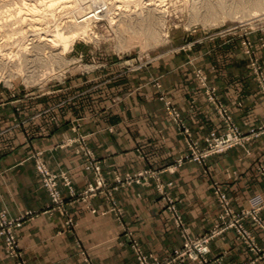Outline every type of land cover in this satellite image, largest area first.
<instances>
[{
  "label": "crops",
  "instance_id": "crops-1",
  "mask_svg": "<svg viewBox=\"0 0 264 264\" xmlns=\"http://www.w3.org/2000/svg\"><path fill=\"white\" fill-rule=\"evenodd\" d=\"M251 38L257 41L258 35ZM233 46V42L205 41L193 51L159 55L147 67L128 73L118 70L121 59L109 58L103 67L75 71L67 83L40 88L37 94L19 85L0 84L2 207L17 217L48 206L49 195L32 159L36 151L43 152L51 170L67 173L76 189L92 181L76 146H60L73 135V121L82 124L107 179L143 168H170L162 177L174 181L172 195L194 234H202L213 223L215 182L236 208L245 206L252 195L264 194V182L256 170L258 162L264 163V134L244 147L211 157L206 166L186 162L175 167L185 144L159 98L161 91L167 92L195 138L202 141L220 122L193 75L194 67H201L242 129L264 124V98L239 49ZM73 53L90 56L76 44ZM60 187L68 197V189L63 184ZM116 198L124 208L121 221L107 211L103 196L92 199L90 206L70 203L78 223L73 233L61 232L59 213L38 214L18 231L21 259L27 264H86L81 254L86 251L94 264H133L127 230L146 252L164 255L182 244L153 186L132 185L119 190ZM232 236V232L226 234L224 245L213 242V253L220 255L225 248V264H249L250 254L236 248ZM259 239L264 246V233H259ZM18 263V259L5 257L0 242V264Z\"/></svg>",
  "mask_w": 264,
  "mask_h": 264
},
{
  "label": "rangeland",
  "instance_id": "rangeland-1",
  "mask_svg": "<svg viewBox=\"0 0 264 264\" xmlns=\"http://www.w3.org/2000/svg\"><path fill=\"white\" fill-rule=\"evenodd\" d=\"M147 1L129 0L125 2L120 0L116 3L121 7L124 5L126 10H115L118 4L114 6V1L110 0L111 12L117 11L121 15L117 13L116 23L110 22L109 17L98 20L92 18L90 34L87 37L71 40L70 50L64 56H54V58L47 56L43 58L44 60L35 59L34 47L32 48L34 45L28 44L31 40L27 39L29 34H34L32 37L38 38L47 34L46 31L49 28L55 29L56 24L49 21L52 20L51 16L40 13L35 16L39 21L35 20L32 25L27 21L14 22L15 19L10 21L8 17H2L0 36L9 37L11 41L8 47L4 46L6 48L4 51L6 54L3 55L5 58L0 60V84L19 85L37 94L40 93L37 91L40 88L67 83L70 79L69 75L75 71L78 73V71H85L91 67H103L109 62V58L121 59L119 61L122 62V66H119L118 70L128 73L147 67L159 55L177 54L185 50L193 51L196 45L205 41H223L224 43L233 42L234 50L239 49L238 54L242 57L241 60H244L246 69L252 73L259 92L264 98V4L259 10L260 7L254 6L252 0H153L157 1L158 5L146 6ZM75 4L78 10L88 11V8L89 10L93 8L91 0H78ZM125 4L129 5L125 7ZM57 11H55L56 14H58ZM148 11L155 12V17H147ZM139 14L143 15L142 18ZM124 16H128L127 22L121 21L120 18ZM3 18L7 19L2 22ZM162 18L165 21H161ZM151 33H155L156 37L153 38V42H148ZM253 34L258 35L257 41L251 38ZM75 44L83 46L86 52L89 51L90 56L84 53L74 55ZM26 45L27 49L24 47ZM193 75L203 88L205 99L220 123L202 141L195 138L185 118L168 97L167 92L161 91L159 98L163 101L168 116L177 126L179 134L183 136L185 144V148L175 160V167L186 162H196L206 166L211 157L223 155L235 147H244L251 140L264 134V124L247 129L240 127L228 104L218 93L217 86L210 83L203 68L194 67ZM155 82L160 89L161 84L158 81ZM81 128L82 124L79 121H73L71 124L73 135L65 138L60 146H76L75 151L83 158L84 168L92 175V181L84 188L76 189L67 173H57L51 170L43 157V152L36 151L32 159L50 202L42 211L28 210L17 217L11 216L8 210L0 204V242L4 245L5 257L18 259V264H27L24 259H21L18 231L38 214L59 213L61 232L73 233L78 223L69 209L70 203H83L90 206L92 199L103 196L108 203L107 211L113 213L121 221L124 208L118 202L116 193L132 185H145L155 188L172 225L181 234L182 244L164 255L146 252L139 239L133 236L132 231L127 230L129 244L135 255L133 264H225L227 250L223 248L224 252L220 255L214 254L212 243L218 241L224 245L228 232L233 233L234 246L250 254L249 264L259 262L264 264V246L261 245L259 239V233H264V204L254 207L250 202L256 195L264 198V194L252 195L245 206L236 208L222 185L215 182L213 196L216 215L213 223L202 234H194L184 217V212L179 207L178 200L171 194L174 181H166L162 177V174L170 171V168L164 170L143 168L125 174L116 173L112 179H107L100 159L89 146L88 136ZM256 170L264 182V163L258 162ZM99 183H101L100 186ZM61 184L68 189V197L62 192ZM92 211L96 212L95 209ZM76 243L79 247L82 246L79 237ZM81 254L86 264H94L86 251H81Z\"/></svg>",
  "mask_w": 264,
  "mask_h": 264
},
{
  "label": "bare ground",
  "instance_id": "bare-ground-1",
  "mask_svg": "<svg viewBox=\"0 0 264 264\" xmlns=\"http://www.w3.org/2000/svg\"><path fill=\"white\" fill-rule=\"evenodd\" d=\"M76 1L78 2V0H10V1H8V0H0V22H1V18L2 17H8L10 21L12 19H15V20H13L14 22H17V21L26 22L27 21V23L29 22L28 24L32 25V23L35 22V20L38 19V18L35 17L36 15H38L40 13H44L47 16L49 14V16H51L50 18L52 19V20H49V21L50 22L53 21V23L56 24V28L55 29H50L49 28V30L46 31V32H48L47 34H45V35L43 34V35H41L38 38L32 37L34 34H29L30 37L28 36L27 40H31V41L30 42H28L27 40L26 41L28 42V44H33L34 45V46H32V48L34 47L35 53L33 54V56L36 55L35 59H39L40 60V59H43L44 57H47V56H50V57L53 56V58H54V56L61 57V56H64L65 53L68 50H70L71 40L77 39V38L83 39V38L87 37L90 34L89 30H90V22H91L92 18H95V19L98 20V19H103L104 17L105 18L109 17L110 18V22L116 23L117 20H115V18H116V15L119 14L117 11L116 12L115 11L111 12L112 8L109 7V4H110L109 1L110 0H91L93 8L91 7L90 10L88 8V11H86V10H78L75 7V5H76L75 2ZM113 1L115 3L113 5L115 6L116 4H118L116 2H118L120 0H112V2ZM123 1L127 2L129 0H123ZM156 2L157 1L148 0L145 4H146V6L147 5H149V6L158 5ZM252 2L254 4V6L260 7L259 10H261V8L263 7L262 5L264 4V0H254V1L252 0ZM120 3L122 4V1ZM161 3H162V1H161ZM128 5L129 4H125V7H127ZM117 9L126 10L124 8V5H122V7H121V5H119V4L116 6L115 10H117ZM56 10H58L57 11L58 14L55 13ZM13 11H14V13H13ZM122 13H123V11L121 12V14ZM124 13H125V11H124ZM2 14H3V16H2ZM24 14H25V16H24ZM139 15L142 18L143 15L142 14H139ZM146 15H147V17L150 16L151 18L152 17L154 18L155 17V12L153 13L151 11H148V13ZM9 16H11V18ZM13 16H14V18H12ZM119 16H121V15L119 14ZM127 17L128 16H124L123 18H120V19L123 22H127V20H128ZM136 17H138V16H136ZM161 17H163V16H161ZM4 19L5 18L2 19V22L4 21ZM54 20H55V22H54ZM163 20H164V18H162L161 21H163ZM38 21H39V19H38ZM44 22L48 23L46 21H44ZM128 22H130V21H128ZM137 22H139V21H137ZM117 23H119V22H117ZM134 24H136V23H134ZM152 25H153V23H152ZM129 28H131V27L129 26ZM92 31H93V28H92ZM137 32H139L138 29H137ZM34 33H35V31H34ZM36 33H39V32H36ZM41 34H42V32H41ZM155 37H156L155 33L154 34L151 33V35L149 36L148 42H153L154 41L153 38H155ZM10 41H11V39L9 40V37L3 38L2 36H0V60L5 58V56H3V55L6 54L4 52L5 49H6L4 46H7ZM2 47H4V48H2ZM24 47H26V49H27L28 46L26 45ZM32 48H30V49H32ZM23 50H24V48H23ZM34 51H32V52H34ZM11 53H13V52L11 51ZM10 56L11 55H9V57ZM32 59H34V58H32ZM62 59H64V58L62 57Z\"/></svg>",
  "mask_w": 264,
  "mask_h": 264
},
{
  "label": "built area",
  "instance_id": "built-area-1",
  "mask_svg": "<svg viewBox=\"0 0 264 264\" xmlns=\"http://www.w3.org/2000/svg\"><path fill=\"white\" fill-rule=\"evenodd\" d=\"M142 176V174L140 175ZM128 180V179H127ZM101 185V183H99V186ZM251 204L254 206V207H259L261 206L262 204H264V198L261 196V195H256L254 196L252 199H251Z\"/></svg>",
  "mask_w": 264,
  "mask_h": 264
}]
</instances>
